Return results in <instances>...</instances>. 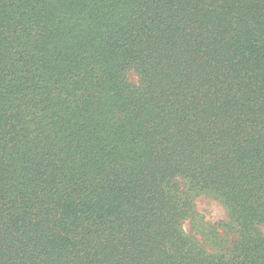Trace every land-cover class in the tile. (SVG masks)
Listing matches in <instances>:
<instances>
[{"label": "trees", "instance_id": "1", "mask_svg": "<svg viewBox=\"0 0 264 264\" xmlns=\"http://www.w3.org/2000/svg\"><path fill=\"white\" fill-rule=\"evenodd\" d=\"M0 264H264V0H0Z\"/></svg>", "mask_w": 264, "mask_h": 264}, {"label": "rangeland", "instance_id": "2", "mask_svg": "<svg viewBox=\"0 0 264 264\" xmlns=\"http://www.w3.org/2000/svg\"><path fill=\"white\" fill-rule=\"evenodd\" d=\"M129 79L132 82H137L138 76L134 71H130ZM196 209L201 215L204 216L206 221L211 223H218L227 220V211L225 207L218 200L207 195H201L197 198ZM184 227L188 233L193 234L194 231L192 230L190 220L184 222ZM219 230L222 234L225 233L224 228H220ZM196 237L202 240L200 235L197 234ZM208 248L211 249L210 246H208Z\"/></svg>", "mask_w": 264, "mask_h": 264}]
</instances>
